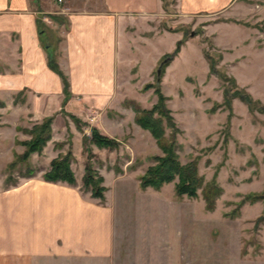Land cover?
<instances>
[{"label":"rangeland","instance_id":"374dc122","mask_svg":"<svg viewBox=\"0 0 264 264\" xmlns=\"http://www.w3.org/2000/svg\"><path fill=\"white\" fill-rule=\"evenodd\" d=\"M171 13L160 26L180 30L148 43L138 80L106 111L82 109L76 100L68 106V99L62 102L64 95L60 100L35 95L0 80V191L26 177V164L18 160L25 149L21 141L30 136L27 128L51 115V137L39 153L30 154L29 164L42 177L51 158L70 149L71 167L81 179L88 148L103 176L104 199L113 210L109 264H264V219L257 220L264 213V0H231L226 9L190 17ZM58 18L48 32L59 40ZM183 31L186 38L165 67L161 90L181 130L176 135L179 160L197 158L204 180L215 178L222 187L212 209L205 207L200 189L196 197L177 195L176 179L159 189L139 185V175L162 151L150 132L134 121L127 100L143 107L156 101L153 88L141 89L155 80L156 66L150 78L147 68L155 56L173 49ZM48 42L45 37L43 44ZM206 51L215 58L216 68L233 76L260 107L249 109L238 97L231 98L230 107L222 105V80L210 72ZM68 112L81 119V129ZM92 125L116 137L119 146L98 147L84 139ZM258 193L255 199L249 196Z\"/></svg>","mask_w":264,"mask_h":264},{"label":"crops","instance_id":"0c3cea01","mask_svg":"<svg viewBox=\"0 0 264 264\" xmlns=\"http://www.w3.org/2000/svg\"><path fill=\"white\" fill-rule=\"evenodd\" d=\"M230 1L176 0L171 13L161 0H0V80L62 99L61 78L47 64L54 49L69 80L66 105L106 111L138 80L148 43L177 32L160 26L166 15L213 13ZM57 18L59 40L48 32ZM163 54L147 68L149 78ZM86 193L77 177L69 184L36 174L1 190L0 264H109L112 205Z\"/></svg>","mask_w":264,"mask_h":264},{"label":"trees","instance_id":"16d2710c","mask_svg":"<svg viewBox=\"0 0 264 264\" xmlns=\"http://www.w3.org/2000/svg\"><path fill=\"white\" fill-rule=\"evenodd\" d=\"M164 10L170 12L171 6L176 0H161ZM179 30L180 27H175ZM186 38V31H183V36L175 42V46L169 52H165L159 59L155 68V80L145 82L141 89L147 90L153 88L156 94V101L149 107H143L132 99L127 100L134 111V121L142 128L147 129L160 147L162 154L153 155L154 162L149 164L142 174L139 175V185L142 188L150 186L154 189H159L164 183L176 179L174 189L177 195H186L196 197L198 189H200L205 207L212 209L214 207L215 198L221 193L222 187L217 183L215 178L204 180V176L198 172L197 158H192L186 162H181L177 154L176 135L180 133V128L177 126L170 108L165 100L167 95L161 90V76L165 71V67L175 54L180 50V46ZM45 43L44 45H46ZM54 50V49H53ZM48 51L47 64L61 78L62 91L64 94L62 102H65L70 97L69 80L67 75L60 68L56 54L54 51ZM210 72L217 74L222 80V96L226 107H230L232 97H238L246 103L249 109L260 107L261 103L257 98H253L250 92L242 87H239L233 76L227 75L222 70L216 68L215 58L206 51ZM157 68L160 69L157 73ZM260 104V105H259ZM215 107H211L214 110ZM68 115L75 122L76 127L81 129V119L73 114ZM53 117L51 115L44 116L40 121L34 122L26 132L30 135L28 139H24L25 149L18 155V160L25 163V168L22 172L23 176H32L36 173L34 167L29 164V156L32 152H40L46 142L51 137V123ZM166 129H169L166 132ZM89 139L98 147L116 148L120 141L116 137L107 135L101 132L96 126H90V134L84 139ZM87 158L84 165V171L81 176V188L89 191L90 196L104 200V191L106 186L102 184L103 176L93 166L91 162L92 154L87 148ZM74 156L70 149L59 153L51 158L49 166L42 172V178L48 181H64L69 184L76 183V176L71 167ZM15 162H10V166ZM251 199H255L258 194H250ZM264 219V213L257 217L258 221Z\"/></svg>","mask_w":264,"mask_h":264},{"label":"water","instance_id":"95a60500","mask_svg":"<svg viewBox=\"0 0 264 264\" xmlns=\"http://www.w3.org/2000/svg\"><path fill=\"white\" fill-rule=\"evenodd\" d=\"M159 71H160V69L158 68V69H157V73H159Z\"/></svg>","mask_w":264,"mask_h":264}]
</instances>
